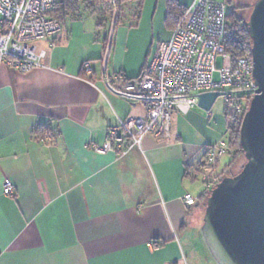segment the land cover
Instances as JSON below:
<instances>
[{"label": "crops", "instance_id": "crops-1", "mask_svg": "<svg viewBox=\"0 0 264 264\" xmlns=\"http://www.w3.org/2000/svg\"><path fill=\"white\" fill-rule=\"evenodd\" d=\"M111 10L94 29L71 18L30 43L41 66L0 62V264H211L197 236L204 205L195 181L205 146L222 139V118L208 122L194 107L172 113L168 137L146 134L122 156L88 147L119 119L145 115L147 100L119 96L102 78H137L173 25L166 0H122L102 69Z\"/></svg>", "mask_w": 264, "mask_h": 264}, {"label": "built area", "instance_id": "built-area-1", "mask_svg": "<svg viewBox=\"0 0 264 264\" xmlns=\"http://www.w3.org/2000/svg\"><path fill=\"white\" fill-rule=\"evenodd\" d=\"M62 1L79 0H0V62L20 72L41 66L30 43L61 31V22L49 13ZM226 14L225 0H191L176 13L169 38L157 43L137 78L104 76L106 84L131 96L126 98L150 100L144 116L119 119L106 129L102 142H91L88 147L95 153L112 151L122 156L139 146L146 134L166 138L172 113L186 114L197 107L198 94L203 92H219L232 114L243 115L255 94L252 63L248 56L232 58L225 50ZM81 69L90 74V62L85 61ZM206 117L210 118V109ZM228 150L226 139L205 146L201 172L204 190L215 184V162ZM12 190L10 180L5 179L2 191L12 195ZM184 201L192 204L194 199L185 194Z\"/></svg>", "mask_w": 264, "mask_h": 264}, {"label": "water", "instance_id": "water-1", "mask_svg": "<svg viewBox=\"0 0 264 264\" xmlns=\"http://www.w3.org/2000/svg\"><path fill=\"white\" fill-rule=\"evenodd\" d=\"M115 19L113 10L102 69ZM244 24L256 88L239 128L244 162L234 174L222 175L205 197L197 236L211 264H264V0H253ZM106 86L119 96L131 97ZM219 95L216 91L199 93L197 106L208 111Z\"/></svg>", "mask_w": 264, "mask_h": 264}, {"label": "trees", "instance_id": "trees-1", "mask_svg": "<svg viewBox=\"0 0 264 264\" xmlns=\"http://www.w3.org/2000/svg\"><path fill=\"white\" fill-rule=\"evenodd\" d=\"M86 4L90 8H94V6L99 2V0H79ZM79 1H62L55 4L52 11L49 13L51 16H54L60 22H62L66 16L71 15L76 10V4ZM122 0H116L114 2V9L117 13V4ZM119 6V5H118ZM180 6L177 4L176 0H166V15L167 19L172 21L175 14L178 12ZM242 7L234 6L232 9H229L226 14V27H225V35H224V45L225 50L231 55L232 58H237L240 56H248L250 57V38L247 33L246 26L244 24L245 16L243 17L238 9ZM111 17V16H110ZM101 19L97 17L96 26L100 25ZM242 115H236L232 113H228L227 111L223 113V121H224V133L226 134V141L229 147L228 152L229 155L228 162L224 165L221 171L218 173L219 179L224 174H234L233 170L237 166V163L240 158L243 157L242 149L239 145V128L241 123ZM208 122L210 118L207 119ZM46 131L42 127H37L34 131V136L37 139H42ZM202 172V170H201ZM206 197V191L202 192L199 195V199H201L203 205Z\"/></svg>", "mask_w": 264, "mask_h": 264}, {"label": "rangeland", "instance_id": "rangeland-1", "mask_svg": "<svg viewBox=\"0 0 264 264\" xmlns=\"http://www.w3.org/2000/svg\"><path fill=\"white\" fill-rule=\"evenodd\" d=\"M116 0H99V2L94 6V8H90L88 7L86 4H84L83 2L79 1L77 2L76 4V10H75V16H72L70 17L69 15L61 22L64 23L65 25L68 24L71 20V18L73 19H76V20H80L86 28L88 29H94V26H95V22H96V19L97 17H101V16H105L107 12H109L108 10L110 8H112V14H113V10L114 9V2ZM221 1H224V0H221ZM240 2H244L246 0H239ZM249 1V0H248ZM122 1H120L118 4H117V8H118V5L121 4ZM238 3V1H237ZM128 4V2H127ZM236 3H233V4H228L226 2V10L228 11L229 9H232L234 7ZM250 6H247L242 12H239L243 17L247 16L248 13H249V9H250ZM116 11V10H115ZM111 14V15H112ZM112 18V17H111ZM217 64H220V59L218 58L217 59ZM216 78V76H215ZM198 108V110L200 111L201 115L202 116H206V111L201 109L200 107H196ZM228 112V113H231V107L230 106H226L224 104V101H223V98L222 96H217L216 99L214 100L213 104L211 105L210 107V114L212 115V117L210 118V122H215L216 118H219V120H223V113L224 112ZM222 139H226V134L223 133L222 134ZM229 155L225 154L223 157H221V160L219 162V165H218V169L221 170L223 167H224V163L226 164L229 160ZM244 162V159L243 157L239 159L238 163H237V166L235 167V169L233 170V172H237L241 165L243 164ZM218 181V179L216 180V182ZM195 185L197 186V191L198 193L200 192H204L206 191V195L209 193V191L211 190L208 189V190H204L202 184H201V181H200V178H198L196 181H195Z\"/></svg>", "mask_w": 264, "mask_h": 264}, {"label": "flooded vegetation", "instance_id": "flooded-vegetation-1", "mask_svg": "<svg viewBox=\"0 0 264 264\" xmlns=\"http://www.w3.org/2000/svg\"><path fill=\"white\" fill-rule=\"evenodd\" d=\"M235 6H240V5H235ZM240 7H242V8H240V9H238V12H242L246 7L245 6H240Z\"/></svg>", "mask_w": 264, "mask_h": 264}]
</instances>
